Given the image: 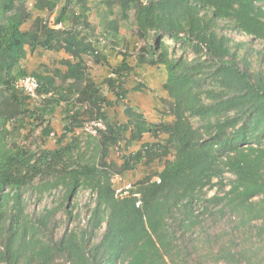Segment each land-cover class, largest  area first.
<instances>
[{
	"label": "trees",
	"instance_id": "trees-1",
	"mask_svg": "<svg viewBox=\"0 0 264 264\" xmlns=\"http://www.w3.org/2000/svg\"><path fill=\"white\" fill-rule=\"evenodd\" d=\"M85 1L75 0L78 5ZM15 3L0 5L1 124H18L25 113L28 97L16 87L19 79L10 75L25 44L31 51L36 44L50 49L60 36L48 23H34L37 32L26 40L21 27L31 19L29 6L25 1ZM35 5L44 8L45 0ZM124 25L139 35L152 34L149 60L167 67L172 122L153 125L149 135L155 142L125 160L123 168L110 167L109 175L86 164L67 172L59 165L62 150L34 155L25 148H0V264H21L22 260L25 264H58L56 260L69 264H264V77L239 64L229 45L231 41L245 55H264V0L140 2ZM228 30L244 39L234 43ZM163 36L182 48L191 47L194 58L167 60V48L160 41ZM69 70L76 78L77 102H88L99 110L97 92L85 77V68L74 64ZM209 79L219 81L220 87L200 88ZM39 86L38 94L48 93ZM48 97H43L44 106L37 112L58 105L59 100ZM71 119L77 123L76 116ZM126 129L123 125L97 130V147L104 157ZM165 135L167 142L162 141ZM129 139L137 142L140 137L132 132ZM171 147L172 159L153 182L142 184L135 195L115 196L114 174H121L145 154L167 152ZM42 168L52 180L36 185L40 193L57 187L68 175L69 197L83 184L96 196L78 246L65 236L54 240L51 234L45 242L38 239V233L53 230L58 206L45 209L28 227L22 219L19 189L32 183ZM211 187L215 192L207 197L206 189ZM5 188L14 191L15 208L8 217L1 212Z\"/></svg>",
	"mask_w": 264,
	"mask_h": 264
},
{
	"label": "rangeland",
	"instance_id": "rangeland-1",
	"mask_svg": "<svg viewBox=\"0 0 264 264\" xmlns=\"http://www.w3.org/2000/svg\"><path fill=\"white\" fill-rule=\"evenodd\" d=\"M10 1L0 0V5ZM20 1L28 4L31 14L30 21L21 27L26 40L37 32L32 27L34 23H48L60 36L50 49L36 44L31 51L25 44L24 54L10 68V75L16 80L35 78L48 90L47 97L59 100V103L53 109L37 112L38 107L44 106V98H28L25 113L18 124L0 123V148L11 151L25 148L34 155L45 152L55 154L62 150L64 157L59 165L66 167L70 173L79 164L95 165L106 175L111 173L110 167L123 168L125 160H131L130 156H136L144 151L146 144L155 142V138L149 135L153 125L172 122L170 103L173 101L168 91L167 67L149 60L152 34L139 35L124 25V20L132 17L136 4L154 0H109L112 5L107 0H86L83 5L76 4L75 0H45L44 8H37L35 4L38 0H16L15 5ZM229 35L234 43L244 39L237 32L231 31ZM160 41L167 48V60H176L179 56L186 60L194 58L191 47L186 45L182 48L179 42L167 36ZM229 45L239 64L264 77V55L256 52L245 55L241 49H235L231 41ZM261 47L264 50V44ZM74 64L85 68V77L97 92L99 110L88 102H77V92L73 87L76 78L69 70V66ZM219 87V81L209 79L200 88ZM73 116H76L77 123L72 121ZM123 125L127 127L126 132L115 144L108 146L104 157L97 147L100 139L93 130L104 131L108 127L121 129ZM132 132L140 137L139 141H130ZM168 139L169 136L165 135L162 141L167 142ZM261 143L264 145V139ZM162 151L145 154L137 163L131 161L129 168L121 174H114L111 186L115 196L135 195L142 184L153 182L174 154L172 147L167 152ZM43 170L32 183L19 189L22 219L28 227L30 221L43 215L45 209L58 206L60 210L51 224L53 230L38 233V239L45 242L51 234L54 240L65 236V240H71L78 246L96 196L91 193L88 184H83L69 197L66 191L68 175L57 187L40 193L36 185L52 180V175L47 176ZM215 189H206L207 197L212 196ZM13 192L9 188L1 192L4 217H8V212L15 208L11 197ZM22 261L21 264H25ZM56 262L69 264L62 260Z\"/></svg>",
	"mask_w": 264,
	"mask_h": 264
},
{
	"label": "built area",
	"instance_id": "built-area-1",
	"mask_svg": "<svg viewBox=\"0 0 264 264\" xmlns=\"http://www.w3.org/2000/svg\"><path fill=\"white\" fill-rule=\"evenodd\" d=\"M16 87L21 90L25 96H27L28 98L30 99H40L42 97H45L47 96V94H38V90H39V84L37 82V80H35V78L33 77H28L26 79H20L16 82ZM50 95V94H49ZM97 130H100V129H94L93 130V133H97Z\"/></svg>",
	"mask_w": 264,
	"mask_h": 264
}]
</instances>
